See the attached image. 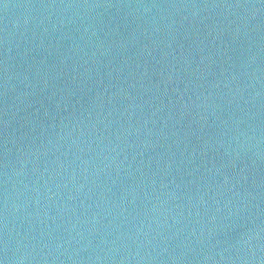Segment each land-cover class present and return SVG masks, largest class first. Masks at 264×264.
I'll return each mask as SVG.
<instances>
[{
    "label": "water",
    "instance_id": "1",
    "mask_svg": "<svg viewBox=\"0 0 264 264\" xmlns=\"http://www.w3.org/2000/svg\"><path fill=\"white\" fill-rule=\"evenodd\" d=\"M0 264H264V0H0Z\"/></svg>",
    "mask_w": 264,
    "mask_h": 264
}]
</instances>
